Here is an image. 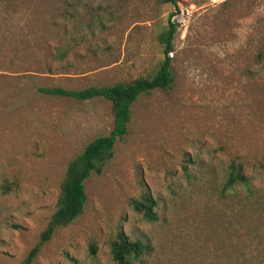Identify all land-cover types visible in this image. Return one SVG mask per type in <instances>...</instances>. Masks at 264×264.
Segmentation results:
<instances>
[{
  "label": "rangeland",
  "instance_id": "rangeland-1",
  "mask_svg": "<svg viewBox=\"0 0 264 264\" xmlns=\"http://www.w3.org/2000/svg\"><path fill=\"white\" fill-rule=\"evenodd\" d=\"M180 1L196 11L174 39L171 88L139 97L113 159L86 182L83 213L34 264H116L119 232L148 244L135 264H264V0ZM174 10L158 0H0V264L24 261L69 162L113 128L108 100L38 88L153 76ZM234 160L252 188L224 195ZM145 191L157 221L130 205Z\"/></svg>",
  "mask_w": 264,
  "mask_h": 264
},
{
  "label": "trees",
  "instance_id": "trees-1",
  "mask_svg": "<svg viewBox=\"0 0 264 264\" xmlns=\"http://www.w3.org/2000/svg\"><path fill=\"white\" fill-rule=\"evenodd\" d=\"M162 4H170L175 10L170 15L168 28L159 36L163 45L164 59L156 73L151 77H138L129 81L118 82L113 85L91 86L81 90H68L62 87H39L42 93L52 96L70 97L77 100L104 98L111 103L113 114V128L109 134L91 141L84 150L72 159L67 167L65 177L60 184V192L53 212L46 228L41 232L40 239L29 251L21 264H34L56 232L68 227L84 211L88 196L86 182L93 174H101L105 166L115 155V145L118 140L128 133L132 119V107L143 94H149L157 89H170L174 82L172 59L170 53L174 50L179 23L174 21L176 11H181L185 5L180 0H158ZM66 51L59 52L63 58ZM244 188L251 191L252 178L246 173L244 165L239 161H232L228 166L226 177L222 184V193ZM134 211L143 215L148 222L157 221L159 216L155 208L157 201L153 195L145 191L138 198L130 200ZM93 254H95V247ZM149 251V246L140 239H131L124 232H119L111 241V254L116 264H135Z\"/></svg>",
  "mask_w": 264,
  "mask_h": 264
},
{
  "label": "built area",
  "instance_id": "built-area-1",
  "mask_svg": "<svg viewBox=\"0 0 264 264\" xmlns=\"http://www.w3.org/2000/svg\"><path fill=\"white\" fill-rule=\"evenodd\" d=\"M196 11L195 5L184 6L181 11H176V15L174 16V21L181 24L184 19L191 18V16Z\"/></svg>",
  "mask_w": 264,
  "mask_h": 264
}]
</instances>
